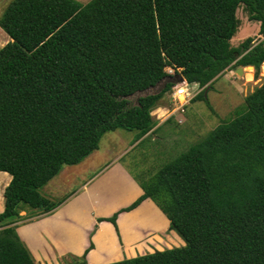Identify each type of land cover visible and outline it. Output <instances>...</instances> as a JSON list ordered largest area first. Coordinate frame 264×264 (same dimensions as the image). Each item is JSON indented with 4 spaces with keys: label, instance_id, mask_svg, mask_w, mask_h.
I'll return each mask as SVG.
<instances>
[{
    "label": "trees",
    "instance_id": "16d2710c",
    "mask_svg": "<svg viewBox=\"0 0 264 264\" xmlns=\"http://www.w3.org/2000/svg\"><path fill=\"white\" fill-rule=\"evenodd\" d=\"M242 6L258 37L230 44ZM0 264H34L16 227L21 211L51 213L38 189L115 129L152 132L151 109L178 84L136 92L179 74L203 96L226 68L264 64V0H10L0 15ZM135 180V178H134ZM149 198L184 240L104 264H264V79L243 108L144 180ZM91 247V243L88 248ZM67 255L69 264H86Z\"/></svg>",
    "mask_w": 264,
    "mask_h": 264
},
{
    "label": "crops",
    "instance_id": "0c3cea01",
    "mask_svg": "<svg viewBox=\"0 0 264 264\" xmlns=\"http://www.w3.org/2000/svg\"><path fill=\"white\" fill-rule=\"evenodd\" d=\"M262 66L264 68V64ZM240 68L243 75L245 66ZM223 71L230 74L232 70L226 68ZM235 71L236 68L233 73ZM169 97L172 103L170 107L158 105L162 98L150 111L155 123L152 132L156 125L178 112L173 111L174 102ZM176 122H180V118H176ZM119 157L120 154L114 156L83 179L75 189L55 199L61 200V203L51 213L36 215L30 211L20 212L24 218L18 221L16 232L29 250L34 264H58L69 254L80 256L90 243L91 247L84 256L86 264H104L171 247L169 243H173L176 235L169 230L168 220L149 198L117 214V233L109 221L96 220L111 215L142 193L127 168L118 160ZM9 179L6 172L0 171V211L2 191ZM121 220L126 225L127 233L121 228ZM133 232L136 234L134 237Z\"/></svg>",
    "mask_w": 264,
    "mask_h": 264
},
{
    "label": "rangeland",
    "instance_id": "374dc122",
    "mask_svg": "<svg viewBox=\"0 0 264 264\" xmlns=\"http://www.w3.org/2000/svg\"><path fill=\"white\" fill-rule=\"evenodd\" d=\"M9 1L0 0V15ZM77 1L85 2L86 0ZM235 14L239 24L230 39L231 45H237L247 36L262 39L257 34L258 23L247 19L242 6L236 9ZM7 40L8 36L0 28V47ZM230 70H232L230 74L228 71H223L218 75L205 90L203 96L191 99L194 94L183 106L182 111H178L163 123L156 125L155 130L146 136L137 138V130L115 129L105 132L100 137L96 150L76 165L63 166L57 175L38 189L39 193L51 200L62 198L75 189L83 179L92 175L96 169L118 154H120L118 160L127 168L133 180L134 178L140 181L146 179L161 164L184 151L215 125L232 118L238 110L243 108V97L264 79L262 65L256 75L249 67L243 69L244 76L242 73H233L234 69L230 68ZM160 89L159 83L132 94L128 99L133 102L138 95L154 93ZM199 90L200 88L197 87V92ZM170 92L167 91L163 94V99L158 105L171 106ZM176 118H180V122H176ZM151 215L155 214L151 213ZM140 224L144 225L142 222ZM120 225L122 230L127 233L123 220ZM169 230L176 235L173 243H169L171 247L183 246L185 242L182 237L171 227ZM132 235L134 237L136 234L133 232ZM68 262L69 258L64 257L58 264H69Z\"/></svg>",
    "mask_w": 264,
    "mask_h": 264
},
{
    "label": "built area",
    "instance_id": "2783aa9c",
    "mask_svg": "<svg viewBox=\"0 0 264 264\" xmlns=\"http://www.w3.org/2000/svg\"><path fill=\"white\" fill-rule=\"evenodd\" d=\"M167 75L176 76L179 74L180 68H173L171 66H166L164 68ZM197 84L196 83H188L184 80L178 83L171 92L170 96L174 102L173 111H182L183 106L189 101V99L196 94L197 92ZM179 121V120H178Z\"/></svg>",
    "mask_w": 264,
    "mask_h": 264
},
{
    "label": "water",
    "instance_id": "95a60500",
    "mask_svg": "<svg viewBox=\"0 0 264 264\" xmlns=\"http://www.w3.org/2000/svg\"><path fill=\"white\" fill-rule=\"evenodd\" d=\"M246 67H250V68H252V66H245V68ZM236 73H241V68L240 67H237L236 68V71H235ZM183 81V77L180 75V74H177L176 76H166V77H164L162 80H160V81H158L157 83H155L153 86H155V85H157V84H159L160 83V85H161V88L165 85V83H173V84H178V83H180V82H182ZM152 86V87H153ZM147 88H149V87H147ZM146 88V89H147ZM146 94V93H145Z\"/></svg>",
    "mask_w": 264,
    "mask_h": 264
}]
</instances>
